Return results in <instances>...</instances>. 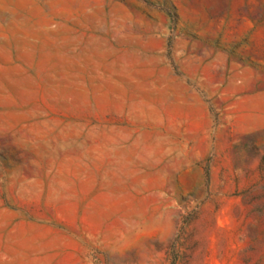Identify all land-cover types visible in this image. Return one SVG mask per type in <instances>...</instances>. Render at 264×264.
I'll use <instances>...</instances> for the list:
<instances>
[{
	"label": "rangeland",
	"instance_id": "rangeland-1",
	"mask_svg": "<svg viewBox=\"0 0 264 264\" xmlns=\"http://www.w3.org/2000/svg\"><path fill=\"white\" fill-rule=\"evenodd\" d=\"M57 22L139 67L48 76ZM0 46V264H264V0H0Z\"/></svg>",
	"mask_w": 264,
	"mask_h": 264
},
{
	"label": "crops",
	"instance_id": "crops-1",
	"mask_svg": "<svg viewBox=\"0 0 264 264\" xmlns=\"http://www.w3.org/2000/svg\"><path fill=\"white\" fill-rule=\"evenodd\" d=\"M43 31L38 33L41 37L46 39L49 43L42 49V52L47 54L44 70L49 72L48 76H57L61 78L80 79V85L86 89L81 92L89 93L91 82L90 79L95 77L97 71L119 72L136 71L137 62L135 60L116 59L115 61L108 62L107 60H96L95 46L93 44L95 37V29L88 23H75V22H57L45 23ZM29 36V35H28ZM4 53L3 47L0 46V52ZM8 54H14L16 61L24 54H32L33 46L31 43L15 44L13 52L11 44L8 45ZM152 61L148 64L142 65L145 69L148 65L152 70H158L160 59L158 56L151 57ZM155 58V60H153ZM24 71L30 72L32 66L23 67ZM55 71V74L52 73ZM116 74V75H117ZM26 75V74H25ZM45 75V74H43ZM103 76L104 74H100ZM31 76V74H27ZM79 85V82H72L73 92L74 88ZM62 91V90H61Z\"/></svg>",
	"mask_w": 264,
	"mask_h": 264
}]
</instances>
